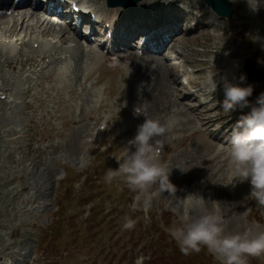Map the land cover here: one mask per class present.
<instances>
[{
    "label": "rangeland",
    "instance_id": "rangeland-1",
    "mask_svg": "<svg viewBox=\"0 0 264 264\" xmlns=\"http://www.w3.org/2000/svg\"><path fill=\"white\" fill-rule=\"evenodd\" d=\"M232 1L233 18L219 19L218 30L211 29L208 40L201 34L184 44L190 45L188 53L195 52L206 62L200 83L207 76L208 66L218 71L211 59L221 58L226 49L233 50V60L249 55L264 71V12L248 16L253 11L250 7L264 0ZM244 1L245 6H240ZM217 33L221 36H215ZM70 52L74 53L67 54L66 67L70 71L67 77H61L64 87L59 88L60 93L59 82L42 78L48 67L40 72L37 67L26 82V75L17 72L16 67L12 75L20 76L23 86L29 85L33 93L23 97V102L16 98L18 106L14 109L4 106L0 110V264H136L141 257L144 264H190V260L193 264H219L206 248L188 255L185 262H181L177 248L175 256L170 257L175 242L167 229L188 212L196 193L205 198L209 209L219 206L226 231L264 227V208L250 197L244 201L250 192L247 182L235 187L220 185L227 180L229 161L219 163L216 170L212 168L216 165L215 155L210 166L207 164L211 154L206 151L212 152L213 144L207 141L208 147L202 136L199 140L193 134L196 126L189 122L193 119L187 121L179 94L166 82L175 71L166 69L168 61L159 64L158 60L135 58L137 54L129 53V58L122 56L108 62L98 57L97 48L85 62L79 50L77 54ZM177 54L176 65L182 66L188 57L178 58ZM84 62L86 66L94 63L95 67L87 80L82 75ZM236 64L228 69L224 66L222 72H226L222 75L231 73ZM148 66L156 69L150 72ZM5 68L2 71L7 75L8 70L10 78V69ZM174 77L177 80V73ZM152 78L166 82L154 95ZM181 88L183 92L189 87ZM187 99L180 96L185 105L196 104V100ZM136 106L162 123L170 117L178 121V131L168 134L177 139L165 140L159 156L170 170L169 180L176 188L173 191H161L160 185L145 192L133 191L122 176L111 182L106 179L110 169L118 168L123 147L144 120L143 115L133 114ZM232 116L223 120L226 129ZM6 118L12 123H5ZM210 126L205 125V130ZM214 173L215 185L210 182L204 187L213 180ZM138 199L140 203L134 208ZM125 217L136 221L133 229L123 228ZM249 264H264V255L252 257Z\"/></svg>",
    "mask_w": 264,
    "mask_h": 264
},
{
    "label": "clouds",
    "instance_id": "clouds-1",
    "mask_svg": "<svg viewBox=\"0 0 264 264\" xmlns=\"http://www.w3.org/2000/svg\"><path fill=\"white\" fill-rule=\"evenodd\" d=\"M258 7L250 8L256 11ZM216 76V72L209 74L207 92L215 94L218 84H222L223 99L218 102L222 112L231 115L238 109H249L234 124L227 148L228 176L226 182L220 185L235 187L237 183L247 182L250 192L244 201L250 197L258 207L264 208V92L257 95L253 102L249 99L253 94V85L245 83L246 75L242 74L238 83L226 77L218 81ZM133 114L143 115L144 120L123 147L121 158L117 160L118 168L108 171L107 181L122 176L133 191L145 192L153 185H160L161 191H173L176 188L169 180L170 170L160 162L159 156L165 140L177 139L168 134L174 132L178 121L170 117L162 123L159 119L146 116L145 110L137 106ZM139 203L138 199L134 208ZM135 224L131 217H125L123 228L131 230ZM167 232L184 255L206 248L219 264H249L252 257L264 255V227L253 225L242 231H226L219 206L209 209L199 193L192 196L188 212L181 215ZM136 264H144L143 258H139Z\"/></svg>",
    "mask_w": 264,
    "mask_h": 264
},
{
    "label": "bare ground",
    "instance_id": "bare-ground-1",
    "mask_svg": "<svg viewBox=\"0 0 264 264\" xmlns=\"http://www.w3.org/2000/svg\"><path fill=\"white\" fill-rule=\"evenodd\" d=\"M10 1L11 0H0V10L5 8L4 5L8 4ZM25 1H26V4H28L27 6L16 9L15 11H11L8 14L0 15V95L1 97H4V99L3 98L0 99V110L3 109L4 106H6V109H11V108L14 109L15 106H18L16 98H20L23 102V97L26 96L27 94L30 95V93H32L29 86H24V87L22 86L23 80L20 78V76L11 75L14 73L16 67H18L19 69L17 72L24 73L26 71H34V69H36L35 67L36 66L38 67V65H40L42 69L44 68L45 65L52 64L54 62H57V64H61L59 69H53L48 75V77L51 80L55 82L56 81L59 82V85H57L58 86L57 91L60 93L59 88L64 87V83L62 82L61 77L63 78L64 76H67L69 73L68 71H70L67 69H70V68L66 67L68 63L67 62L68 57L66 56L65 59L62 60L61 58L58 57L57 54H60V53L69 54L70 53L72 55L74 53L70 51H74V52L76 51L75 54H77L79 50L85 56V62H87L90 59L91 54H92L90 52L92 51L91 48L84 47L79 42L78 33L74 31L73 29L72 31L69 30L72 28L70 27V24L69 25L68 24L56 25V26L52 25L49 12L55 10L54 6L63 5L64 4L63 0H48V3L46 4H43L42 0H37V2H30V0H25ZM73 1H76V0H70V2H73ZM83 1L88 2V3L90 2L92 6L91 7L92 10L96 12L100 11V7L96 5L100 2V0H83ZM153 1L154 0H143L142 2H139V5L137 6L132 5L131 10L137 9V12L141 14L143 13V15L141 16H133V17L132 16L128 17L126 16V14H125V17H122V13H125V12H123V10L120 7L105 6V8L101 10V13H100V15L103 17V21L98 26L101 27L102 25H105V22L114 24L113 21L118 20V24L122 27V32H121V35L116 38V41L120 45H128V43H131L130 40H133V37L135 36L137 32L148 31L144 27V22H146L149 25V29L154 31L150 36V40H153L154 44H156L155 41L159 39L162 33H168L170 37L173 36L175 40L179 42L177 44V47L181 48L182 47L181 42H183L182 39L188 40V38H185L181 34H175V30L177 27L176 16H178L180 12L173 11L169 19L166 22V16H164V12H166V7L165 8L160 7L154 4ZM258 5H259L260 10H262L264 8V1H263V4L261 3ZM202 6L203 4L201 5V8ZM188 21L189 19L185 20V22H188ZM57 22L62 23V21L58 19H57ZM93 29H94V26H93ZM200 29H202V33H203L206 28H199L197 32H199ZM23 38H26V40H24ZM90 40L91 39L89 38L88 40L89 44H90ZM69 43H72V45H70ZM143 44H145V42H143ZM163 50L166 52V47L163 48L162 51ZM143 54H145L144 57H146L147 60L154 59L155 61L158 60L159 64L164 63L163 57H160V56L159 57H149V54H146L145 52H143ZM161 54L162 52L159 55ZM173 57L174 56H172L171 50H169L168 52L169 63L167 64L165 63L166 69L171 68L172 70H175L176 72L174 71L173 74L171 72V75H168V81L166 82L168 83V85L172 86L175 89L174 92L177 91V94H181L180 89L177 86V82L180 80V77H181L179 76V73H185V72L184 71L177 72L173 64V61H174ZM170 59L172 60L170 61ZM130 61H131V64H134V62H132V56L130 58ZM85 62L83 63V74L82 75H83V78L87 80L90 78L92 71L95 70V67H93V64H94L93 62L91 66H86ZM84 65L86 67H84ZM149 66L146 67L148 71L156 69L155 67L149 68ZM5 67L10 69V76H11L10 78L7 77L8 74L6 75L2 71L3 68ZM131 68H133V65L131 66ZM5 72L7 71L5 70ZM176 73H177V80L174 77L176 76ZM24 74H27V73H24ZM171 76H172L173 81H171ZM162 80L163 79L152 78L151 80V94L152 95H154L157 89H161L166 84V82ZM18 96H21V97H18ZM142 96L145 97L143 91H142ZM197 96L198 94L196 93L187 94V97L189 98L196 99ZM34 98H37V96H34ZM27 105L30 106V104H27ZM197 106L202 107L203 105L199 104ZM192 108L193 107H191V109ZM197 108L194 107L192 110L197 111L198 110ZM171 110H176V109L175 108L169 109V111ZM206 113L207 112L200 111L199 115L202 118H204ZM235 117L236 116H232L229 122L233 123ZM227 118H229V115H225L224 113L221 114L220 111H218V113L216 114L215 120H216V123H218V122H223V120H226ZM235 122L236 121H234L233 126ZM5 123H12V119L11 118L7 119V122L5 120ZM203 125H204V130H205V125L210 126V124L208 123L203 124ZM222 129L226 130L225 126H223V123L220 127L215 129V131L222 130ZM205 131L207 133L212 132L211 126L209 130H205ZM217 141L222 142V140L217 139L216 137H213V140L211 142L208 141L209 143L213 144V147H212L213 151L218 148L220 149V144ZM208 142H207V145L209 147L210 144Z\"/></svg>",
    "mask_w": 264,
    "mask_h": 264
},
{
    "label": "water",
    "instance_id": "water-1",
    "mask_svg": "<svg viewBox=\"0 0 264 264\" xmlns=\"http://www.w3.org/2000/svg\"><path fill=\"white\" fill-rule=\"evenodd\" d=\"M135 1L137 0H110L109 4L126 5ZM210 3L218 11V13H222L219 10L220 5H229L226 0H213ZM247 68L249 70V84L253 85V94L250 97V100L254 102L255 97L261 92H264V75L257 71L252 65H248Z\"/></svg>",
    "mask_w": 264,
    "mask_h": 264
}]
</instances>
